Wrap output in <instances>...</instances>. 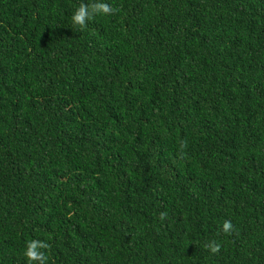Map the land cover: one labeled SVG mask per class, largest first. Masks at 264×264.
Returning <instances> with one entry per match:
<instances>
[{
	"label": "trees",
	"instance_id": "trees-1",
	"mask_svg": "<svg viewBox=\"0 0 264 264\" xmlns=\"http://www.w3.org/2000/svg\"><path fill=\"white\" fill-rule=\"evenodd\" d=\"M81 2L0 0V264H264V0Z\"/></svg>",
	"mask_w": 264,
	"mask_h": 264
},
{
	"label": "clouds",
	"instance_id": "clouds-1",
	"mask_svg": "<svg viewBox=\"0 0 264 264\" xmlns=\"http://www.w3.org/2000/svg\"><path fill=\"white\" fill-rule=\"evenodd\" d=\"M113 13L112 6L106 2V0H90L88 3L81 2L78 7L73 11L70 20L73 26H78L83 30L87 27L88 23L92 22L96 17H103ZM166 214H161V219ZM222 229L225 233H229L233 230V224L231 220H225L222 225ZM48 247L45 240L39 238H33L26 242L23 249V255L26 258L28 264H40V262L47 260L45 252L43 251ZM211 252H218L220 245L217 243L214 246L209 245Z\"/></svg>",
	"mask_w": 264,
	"mask_h": 264
}]
</instances>
